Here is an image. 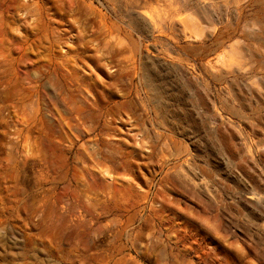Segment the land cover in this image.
<instances>
[{
  "label": "rangeland",
  "instance_id": "374dc122",
  "mask_svg": "<svg viewBox=\"0 0 264 264\" xmlns=\"http://www.w3.org/2000/svg\"><path fill=\"white\" fill-rule=\"evenodd\" d=\"M0 264H264V0H0Z\"/></svg>",
  "mask_w": 264,
  "mask_h": 264
}]
</instances>
